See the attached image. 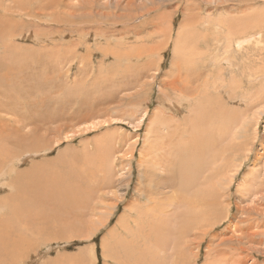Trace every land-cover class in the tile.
Instances as JSON below:
<instances>
[{
	"label": "rangeland",
	"instance_id": "374dc122",
	"mask_svg": "<svg viewBox=\"0 0 264 264\" xmlns=\"http://www.w3.org/2000/svg\"><path fill=\"white\" fill-rule=\"evenodd\" d=\"M22 1L0 0V264H131L152 233L153 213L143 217L154 195L144 191L154 187L172 199L176 236L193 226L187 239L199 250L182 264H206L219 237L238 236L242 208L252 207L240 187L255 170L263 176L252 197L264 204V0ZM177 76L192 98L200 93V118L189 98L173 97ZM156 117L177 124L170 189L156 177L163 150L150 139L167 134L151 131ZM224 173L220 187L206 181ZM245 217L258 222L256 212ZM253 257L247 264H264V250Z\"/></svg>",
	"mask_w": 264,
	"mask_h": 264
},
{
	"label": "bare ground",
	"instance_id": "6f19581e",
	"mask_svg": "<svg viewBox=\"0 0 264 264\" xmlns=\"http://www.w3.org/2000/svg\"><path fill=\"white\" fill-rule=\"evenodd\" d=\"M24 1V0H23ZM23 1H22V3H23ZM32 1V0H31ZM57 0H46V3H48V4H51V3H54V2H56ZM75 1H77V2H81L80 0H75ZM129 1V0H128ZM127 1V2H128ZM42 3V2H41ZM45 3V2H44ZM44 3H42V4H44ZM45 3V4H46ZM131 3H133V0H130V4ZM24 4V3H23ZM22 4V5H23ZM27 6H28V4L27 3H25ZM24 4V5H25ZM18 5V7H19V4H17ZM39 5H41L40 3H39ZM68 4H65V6L66 7H68L67 6ZM94 6H95V2H94V4H93ZM16 6V5H15ZM20 6H21V3H20ZM42 6H44V5H42ZM49 6V5H48ZM52 5H50L49 6V8L51 7ZM94 6H93V8H94ZM14 7V6H13ZM45 7V6H44ZM47 7V6H46ZM45 7V8H46ZM38 8H41L40 10H42V8L43 7H38ZM48 8V9H49ZM12 9V8H11ZM37 8H35L34 10H36ZM47 9V10H48ZM9 10H10V8H9ZM9 10H6L5 9V11H9ZM18 10H20V9H18ZM28 9H26L25 11H27ZM33 10V11H34ZM21 11V10H20ZM39 11V10H38ZM42 11H46V10H42ZM42 11H40V12H37L36 14H37V17H39L40 16V13L42 12ZM49 11V10H48ZM44 12H42V13H44ZM47 12V11H46ZM51 12V11H50ZM101 11H98L97 13H95V14H97V15H99V14H101L100 13ZM9 13V12H8ZM21 13V12H20ZM53 13V12H52ZM93 13V12H92ZM103 13H104V11H103ZM25 14H26V12H25ZM94 14V13H93ZM92 14V15H93ZM106 14V13H105ZM44 14H42V16H43ZM108 16V15H107ZM0 17H2V15L0 16ZM46 17V16H45ZM69 17V16H68ZM68 17H65L66 19H70V17L68 18ZM62 18H64V16H63V14H62V16H61V21L63 20ZM40 19V18H39ZM195 19V18H194ZM193 19V20H194ZM1 20V19H0ZM7 20V19H6ZM5 20V21H6ZM53 20V19H52ZM249 20V19H248ZM3 21V20H2ZM67 21V20H66ZM250 21V20H249ZM4 22V21H3ZM63 22V21H62ZM68 22V21H67ZM194 22H195V20H194ZM252 22V21H251ZM9 23V22H8ZM196 23H198V21L196 22ZM4 24V23H3ZM192 24V23H191ZM199 24V23H198ZM1 28H5V27H1ZM220 28V27H219ZM8 29H10V28H8ZM5 30V29H4ZM169 30H170V28H169ZM227 30V29H226ZM106 31V30H105ZM102 32H104V30H102ZM193 32V31H192ZM4 33V32H3ZM169 33H170V31H169ZM22 36V35H21ZM17 36H15V38H16ZM262 37V36H261ZM194 38V37H193ZM255 38V37H254ZM263 38V37H262ZM197 40V39H196ZM245 40V39H244ZM255 41H256V39H254ZM255 41H253V42H255ZM258 41V40H257ZM245 42V41H244ZM250 42H252V41H250ZM197 43H199V41L197 42ZM247 43V42H246ZM259 43H261V42H259ZM239 44H242V42H239ZM256 44L258 45V43L256 42ZM189 45V44H188ZM192 45H193V43H192ZM195 46V45H194ZM193 46V48H195V49H201L200 47H198L197 46V44H196V46L194 47ZM137 47V46H136ZM233 48V47H232ZM246 48V47H245ZM10 49V48H9ZM184 49V48H183ZM189 49V48H188ZM195 49H193L194 50V52L196 51ZM228 51H230V49L231 48H229V46H228ZM206 50V49H205ZM232 50V52H233V49H231ZM189 52V51H188ZM193 52V51H192ZM226 52H227V50H226ZM231 52V53H232ZM234 52H236V51H234ZM240 52V51H239ZM207 53H209V51L207 52ZM206 53V54H207ZM242 53H244L243 51H242ZM191 54V53H190ZM107 55V54H106ZM197 55V54H196ZM201 56V55H200ZM208 56V55H207ZM261 56V55H260ZM251 57V56H250ZM184 59V58H183ZM251 60V59H250ZM189 61V60H188ZM196 61H198V60H196ZM217 61V60H216ZM221 61V60H220ZM189 62H191V61H189ZM217 63V62H216ZM183 64H185L184 65V67H182V68H184L185 70L187 69L188 70V64L189 63H183ZM195 64V63H194ZM194 64H190V67L189 68H191L193 71H195L192 67H191V65H193L194 66ZM187 67V68H186ZM195 67V66H194ZM10 68V67H9ZM248 68V67H247ZM176 69V68H175ZM177 69H178V67H177ZM180 70H182V69H180ZM178 71V70H177ZM189 71V70H188ZM192 71V72H193ZM253 72V73H252ZM251 73L252 74H254V71H252ZM260 72H262V71H259V73ZM258 73V74H259ZM182 74V73H181ZM173 75V74H172ZM176 75V74H175ZM180 75V74H179ZM251 75V74H250ZM260 75V74H259ZM183 76V75H182ZM190 76H191V73H190ZM252 76V75H251ZM178 77V76H177ZM176 77V79H174L172 82H167V83H169V85H170V90H172V91H176V92H179V93H173V94H175V96L173 95V97L175 98V97H177L178 95L179 96H184L185 97V99L186 98H189V100H190V104L192 105V109L191 110H188L189 111V114L192 112V113H194V116H196V117H198V118H200L201 116H200V109H202V110H205V109H203V108H201V96H200V93H199V90H198V93H199V95H198V97H195V96H193L194 98H192V93H193V90L192 91H189L188 89H189V85L187 86L188 88H187V90H186V88H185V86H184V83L186 82L185 80L187 79V81H188V78L186 77V78H183L182 77V82H181V76H179L178 78ZM185 77V76H184ZM264 77V76H263ZM172 78V77H171ZM216 78H217V76H216ZM261 79V78H260ZM221 80V79H220ZM259 80V79H258ZM264 80V79H263ZM260 81V80H259ZM189 82V81H188ZM191 83H194V82H192V81H190ZM198 82H199V80H198ZM219 82V81H218ZM231 82H232V80H231ZM190 83V84H191ZM178 84H180L182 87H181V89H180V87L178 86ZM186 84H187V82H186ZM189 84V83H188ZM219 84V83H218ZM193 85V84H192ZM166 86H167V84H166ZM198 86H199V84H198ZM169 87V86H168ZM191 87V86H190ZM200 87V86H199ZM206 87H208V86H206ZM210 87V86H209ZM197 88V87H196ZM216 88H217V84H214V86H213V91H216V93H217V90H216ZM191 89H192V87H191ZM190 89V90H191ZM206 89V88H205ZM212 89V88H211ZM221 89V88H220ZM196 90V89H195ZM194 90V91H195ZM206 91V90H205ZM208 91H209V89H208ZM212 91V90H211ZM262 91H263V89H262ZM197 93V92H196ZM212 93V92H211ZM215 93V94H216ZM166 94V93H165ZM191 94V95H190ZM194 94H195V92H194ZM214 94V95H215ZM263 94V93H262ZM177 95V96H176ZM168 96V95H167ZM200 96V97H199ZM213 97V96H212ZM217 97V96H216ZM183 98H181V102L183 101L182 100ZM215 99V98H214ZM251 99V98H250ZM249 99V100H250ZM172 100V99H171ZM186 100H188V99H186ZM253 100H254V98H253ZM215 101V100H214ZM187 102V101H186ZM185 103V102H184ZM183 104V103H182ZM187 104H189V103H187ZM189 104V105H190ZM176 105V104H175ZM186 105V104H185ZM183 107V106H182ZM175 108H178L179 110H180V108H181V105H180V108L177 106V107H175ZM187 108H189L188 106H187ZM182 109V108H181ZM185 109H186V106H185ZM178 110V111H179ZM194 110V111H193ZM187 111V112H188ZM210 111V110H209ZM212 111V110H211ZM203 112V111H202ZM214 112V111H213ZM191 113V114H192ZM207 113V112H206ZM203 114V113H202ZM207 114H209V112L207 113ZM90 115V114H89ZM158 117V116H157ZM156 117V122H155V129H153V130H151V131H158L159 129H161L160 130V132L164 129L165 131H167V134H163V132H161L160 133V136H159V141L157 140V138H156V140H154L153 141V139H150L151 140V143L153 144V146H151V149H153L154 147H155V144L157 143V147H156V149L158 150V152L160 153V151L161 150H163L162 152H163V155L161 156V158L162 157H164L163 159H162V162H160L159 161V163H157L156 162V165L157 166H155V167H157L158 168V170L160 169V173L158 172V176H156V173H154L155 174V176L157 177V178H159L158 180L160 181V183H158V186L159 187H162V188H167V189H170V188H172V187H174V184H172V185H169V182L171 181V177H172V175H174V172H173V170H172V168H170L169 166H170V161L172 160V163H174V159L173 158H171L170 156H169V158H168V155L170 154V151H169V149H170V147H172L171 145L172 144H170V140H172L171 138H170V135L172 134L171 133V131H174V133L176 134L177 132H175V130L173 129L174 128V126H176V125H172L171 123H170V121L169 120H164V119H162L161 117L160 118H157ZM170 117V116H169ZM191 117V116H190ZM190 117H187V118H190ZM196 117H191V118H193L195 121L194 122H192L193 124H194V126H193V129H192V131H199V127H200V122L198 121V118H196ZM177 118V117H176ZM186 117H185V119H187ZM210 119V118H209ZM189 120V119H188ZM191 120V119H190ZM211 120V119H210ZM186 121V120H185ZM184 121V123H187V122H185ZM212 122V125L214 124V122H213V120L211 121ZM154 123V122H153ZM96 124H98V123H96ZM166 126H164V125ZM151 125H152V123H151ZM185 125V124H184ZM190 124H188V126H189ZM180 126V125H179ZM188 126H186V127H188ZM101 127V126H100ZM153 127V126H152ZM190 127V126H189ZM87 128H89V127H87ZM178 128V127H177ZM179 128H181V127H179ZM183 128H184V126H183ZM192 128V127H191ZM49 129V128H48ZM92 129V128H91ZM151 129V128H150ZM185 129V128H184ZM189 129V128H188ZM179 130V129H178ZM177 130V131H178ZM201 130V129H200ZM150 131V132H151ZM164 131V132H165ZM181 131V130H180ZM208 131V130H207ZM149 132V133H150ZM159 132V131H158ZM157 132V133H158ZM173 133V134H174ZM192 133V132H191ZM4 134V133H3ZM152 134H154V133H152ZM163 135V136H162ZM103 136V135H102ZM149 137L151 136V135H148ZM179 136H180V134H179ZM154 137V136H153ZM176 137H178V135L176 136ZM182 137V136H181ZM181 137H179V138H181ZM165 140H167V142L165 141ZM146 141V140H145ZM155 141H157V142H155ZM84 142V141H83ZM102 142V141H101ZM103 143V142H102ZM21 144V143H20ZM85 144V143H84ZM165 146L167 147V155H165L166 154V148H165ZM210 146H212V145H210ZM210 146H207V150H209V148H210ZM147 147V146H146ZM149 147V146H148ZM213 147V146H212ZM211 147V148H212ZM213 149V148H212ZM206 150V151H207ZM211 150V149H210ZM151 151V150H150ZM212 151V150H211ZM157 152V151H156ZM164 152H165V154H164ZM168 152H169V154H168ZM203 152V151H202ZM153 153H154V151H153ZM153 153H150L149 152V155L152 157V159L154 160V159H156L155 157H154V154ZM208 153V152H207ZM130 154V153H129ZM209 154V155H208ZM208 154H206V156H211L210 155V153H208ZM127 155V154H126ZM160 155L161 154H159V158H160ZM261 155H263V154H261ZM29 156V155H28ZM158 156V155H157ZM202 156H203V154H202ZM110 157V156H109ZM131 157V156H130ZM197 157H198V155H197ZM102 158V157H101ZM107 159V158H106ZM131 159V158H130ZM144 159V158H143ZM157 159H158V157H157ZM157 159H156V161H157ZM210 159V158H209ZM141 160V159H140ZM150 160V159H149ZM160 160V159H159ZM217 161V159H215L214 161H213V163L215 164V162ZM92 162V161H91ZM141 162V161H140ZM147 162H148V160H147ZM155 162V161H154ZM154 162H153V164H154ZM112 164H113V162H112ZM148 164V163H147ZM149 164H152V163H149ZM100 166V165H99ZM146 167V166H145ZM97 168V167H96ZM111 169V168H110ZM259 170H261V169H259ZM171 171H172V174H171ZM196 171V170H195ZM205 172L207 171V170H204ZM217 169H216V173H217ZM18 172V171H17ZM89 173V172H88ZM144 174V173H143ZM154 174H153V176H154ZM116 175V174H115ZM202 175V174H201ZM175 176V175H174ZM228 174H226V173H224L223 174V178L220 180V181H217L215 178V175H210L207 179H206V181H212V182H214V186H216V187H218L219 186V183L221 182V181H223L224 179H226V178H228ZM263 176V174H261L259 171H257V170H255V171H253V172H251V174L247 177V183H243V184H241V187H240V193H241V198H243L244 196H246L247 198H248V200L249 201H247V202H249L250 203V201H251V206L252 207H254V210L252 209V207H248L247 209H243L242 208V216H243V218H240V219H237V223H236V229L238 230V232H237V234H238V236H236V235H233L232 234V236H230V237H228L227 239H224L223 237L221 238V237H219L220 238V240H217V242H216V245L215 246H213L212 248H210L209 249V254L207 255V260H206V264H247L248 263V258L250 257V258H254L253 257V254L255 253V251L256 252H262L264 249H262L263 247H264V207H262L261 205H264L262 202H259L258 200H257V195H253V197H252V194H253V192H256V188H258L259 189V187H260V182H259V179L261 178ZM145 177H147V176H145ZM150 177V176H149ZM202 177V176H201ZM174 179H175V177H174ZM184 179V178H183ZM183 179H181V183L179 184V186H181L182 184H183ZM103 180V179H102ZM111 181V180H110ZM150 181V180H149ZM185 181V180H184ZM104 182V181H103ZM151 182V181H150ZM6 183V182H5ZM102 183V182H101ZM188 183V182H187ZM186 182L184 183V184H187ZM103 184V183H102ZM113 184H114V182H113ZM190 184V186H192V184L191 183H189ZM106 185V184H105ZM199 185V184H198ZM116 186V185H115ZM177 186V185H176ZM114 187V186H113ZM220 187V186H219ZM186 188V187H185ZM153 189H158V190H160L159 188H156V187H154ZM153 189H151L152 191H150V190H145L144 191V193L147 195V196H149V195H154L155 196V191H157V190H154V192H153ZM179 189V188H178ZM191 189H193V188H191ZM166 190V189H165ZM81 192V191H80ZM103 193V192H102ZM178 193H180L179 191H178ZM239 193V194H240ZM157 194V193H156ZM184 194V193H183ZM189 194H190V192H189ZM174 195V194H173ZM172 195V196H173ZM214 195V194H213ZM212 195V196H213ZM150 197L149 198V202L147 203V201H146V206L148 207L149 206V208L150 209H147V211L145 212V214H144V217L143 218H145L146 217V219L148 218V216H149V213L150 214H152L153 213V216H152V218H153V225H151V226H153L152 228H151V226L149 225V223L151 222L150 220H151V216L148 218V220L150 221H146V223L148 224V226H149V228L152 230V233H149L148 234V238H149V243H144V244H140V247H142V246H145L144 247V249L142 250V251H139L138 252V257L135 259V260H133L132 261V263L131 264H182L183 263V261L190 255V253H191V251H193V250H195V249H198L199 250V248H198V246H197V242H196V240L193 238V239H187V235H188V232L191 230V229H193V226L192 227H190V225H189V227L191 228V229H187L186 230V232H185V237H182V236H176V233H174L175 232V230H176V227H175V222H173V221H171V217H168L167 215L170 213L169 211H171V210H169V208H171V207H173L172 205H171V198H168V197H166V198H163V196H161V197ZM33 197V196H32ZM175 197V196H174ZM183 198H185L184 196H182ZM182 197H180V198H182ZM215 197H217V196H214V198ZM155 198V199H154ZM178 198V197H177ZM177 198H175V199H177ZM182 198V199H183ZM37 199V198H36ZM20 200V199H19ZM185 201H186V203H187V200L186 199H184ZM23 201V200H22ZM35 201V200H34ZM175 201V200H174ZM179 201H181V200H179ZM178 201V202H179ZM262 201H264V199L262 200ZM79 202V201H78ZM101 202V201H100ZM176 202H177V200H176ZM174 203L175 205L177 204V203ZM246 202V201H245ZM246 202V203H247ZM41 203V202H40ZM179 203H183V202H179ZM242 204H244V201H242L241 202ZM188 204V203H187ZM240 204V203H239ZM239 204H238V206H239ZM242 204L239 206V207H241L242 206ZM143 205V204H142ZM178 205V204H177ZM89 206V205H88ZM146 206H145V208H146ZM184 206H185V203H184ZM183 206V207H184ZM247 206V205H246ZM250 206V205H249ZM142 207H144V206H142ZM183 207H181V208H183ZM83 208V207H82ZM134 209H132V210H136L137 212L135 213V218L136 217H138L139 218V212H141V210H140V207H138V205H136L135 207H133ZM145 208H143L142 210H144ZM177 209L179 208V207H176ZM180 208V209H181ZM192 208H193V206H192ZM77 209V208H76ZM175 209V208H174ZM78 210V209H77ZM132 210H131V212H132ZM169 210V211H168ZM191 210V209H190ZM173 211V210H172ZM175 211V210H174ZM192 211V210H191ZM78 212V211H77ZM99 212V211H98ZM169 212V213H168ZM193 212V211H192ZM250 212H256V214H257V219H258V222L257 223H252L251 222V220L249 219V218H247V217H245L246 215H248ZM29 213V212H28ZM76 213V212H75ZM172 213V212H171ZM79 214V213H78ZM173 214V213H172ZM51 215V214H50ZM92 215V214H91ZM94 215V214H93ZM60 216V215H59ZM70 216V215H69ZM102 217V216H101ZM29 218V217H28ZM93 218V217H92ZM130 218L131 219H133L134 218V216L132 215V214H130ZM142 218V219H143ZM170 218V219H169ZM30 219V218H29ZM94 219V218H93ZM180 219V218H179ZM36 220V219H35ZM40 220V219H39ZM61 220V219H60ZM101 219H99V221H100ZM139 220V219H138ZM156 220H158V221H156ZM170 220V221H169ZM140 221V220H139ZM149 222V223H148ZM59 223V222H58ZM151 224V223H150ZM205 224V222L202 220V221H200V226H202V225H204ZM253 225V226H252ZM209 226V225H208ZM245 226H247V232H244L245 230ZM63 227V226H62ZM72 227V226H71ZM171 228H172V232L173 233H171ZM67 229H70V228H67ZM66 229V230H67ZM150 229H149V231H150ZM251 229H253L254 231H253V233H250V231H251ZM7 233V232H6ZM5 233V234H6ZM192 233H193V231H192ZM190 236H192V235H190ZM153 238V242H151V239ZM226 238V237H225ZM257 240H259V241H257ZM239 242L240 243V246H239V248L237 249V250H241V251H243L242 253H235L233 250H231V249H227V246L225 245V244H231V243H233V248H234V246H235V243L236 242ZM256 242V244L258 243L259 244V246L258 245H255V244H253V243H255ZM152 245H154V247L152 248ZM150 246V247H149ZM221 247H223V249H221ZM155 250V251H154ZM223 250H229V251H231V252H229V253H224L223 255H220V252L221 251H223ZM169 251H171V252H169ZM194 252V251H193ZM233 252V253H232ZM117 254V253H116ZM236 256V255H238V256H236V258H228L229 256ZM245 255V256H244ZM118 257V256H117ZM130 257H132V254L130 253V252H128V257L127 256H125L124 258H130ZM116 259V258H115ZM121 259H122V257H119V260L121 261ZM118 260V259H117ZM116 260V261H117ZM153 261H155V262H153ZM232 261H234V263L232 262ZM122 262V261H121ZM120 262V263H121ZM123 264V263H122ZM252 264H260V262L258 261V260H254V262L252 263Z\"/></svg>",
	"mask_w": 264,
	"mask_h": 264
}]
</instances>
